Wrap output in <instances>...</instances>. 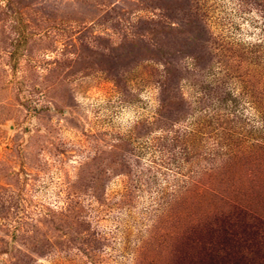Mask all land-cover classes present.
<instances>
[{
    "label": "rangeland",
    "instance_id": "rangeland-1",
    "mask_svg": "<svg viewBox=\"0 0 264 264\" xmlns=\"http://www.w3.org/2000/svg\"><path fill=\"white\" fill-rule=\"evenodd\" d=\"M0 264H264V0H0Z\"/></svg>",
    "mask_w": 264,
    "mask_h": 264
}]
</instances>
